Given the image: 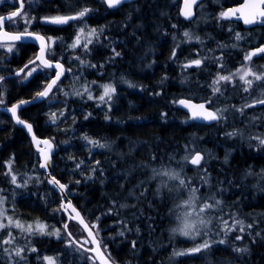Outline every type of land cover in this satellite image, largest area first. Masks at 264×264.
I'll use <instances>...</instances> for the list:
<instances>
[{"label":"trees","instance_id":"1","mask_svg":"<svg viewBox=\"0 0 264 264\" xmlns=\"http://www.w3.org/2000/svg\"><path fill=\"white\" fill-rule=\"evenodd\" d=\"M9 1L3 5L7 9L0 6V15L15 8L17 1L15 4ZM25 1L28 18H34L30 28L56 38L48 57L68 67L67 74L58 83L59 90L54 89L42 102L22 108L19 115L33 125L38 137L49 138L54 143L53 175L67 185L69 197L87 223L98 226L100 245L102 249L107 247L111 260L115 264H264V216L256 214L264 211V188L259 196L252 198L242 193L238 196L235 191L226 195L228 201L235 200L238 207L254 215L251 220L242 221L243 225L253 226L244 230L241 240H234L236 236H219L214 229L201 230V235L195 240H187L172 231L177 226L173 211L176 197L174 191L158 187V175L153 169L179 170L181 177L186 178L185 175L191 177L197 170L205 168L207 174L201 178L208 176V182L215 189V184L222 185L221 169L215 168V158L199 169L181 159L187 155L186 148L191 146L192 141L205 144L196 147L203 155L207 147L214 153L216 149H221L219 133L222 132L219 126L223 123L229 124L228 127L231 125L227 119H219L211 126L196 123L178 105L180 99L191 98L193 92H199L194 96L195 100L208 102L210 94L207 86L211 84L210 79L216 77L217 70V62L216 65L206 66L210 61H203L200 69L184 67V63L194 57L197 45L179 42L181 38L177 34L181 32V27H188L191 23L180 19L178 3L172 0H138L109 11L102 0ZM239 2L241 0H227L224 6ZM85 6L93 11L83 20L69 25L58 27L39 22L43 17L73 15ZM18 20L21 18L15 19L16 22ZM78 24L103 31L99 32L98 39L92 38L87 51L82 46L66 50L80 29ZM14 46L16 48L11 52L0 48V76L5 77L0 82V98L4 100L1 107L34 98L54 75V70L42 68L28 80L24 74L10 76L33 60L37 53L35 45L30 43ZM209 47L214 48L212 44ZM124 80L137 84L141 91L122 87L120 82ZM108 81L116 84L117 99L102 103L98 99L100 86ZM86 87L94 99L87 98ZM77 92L83 95H76ZM201 94L204 95L201 97ZM223 99L229 105L228 98ZM51 113L57 114L56 123H52ZM85 136L107 147H94L84 139ZM201 137L205 140L202 141ZM240 143L241 148L235 147L238 154L233 156L231 163L222 167L223 171H227L223 176L224 182H231L232 177L241 178L239 176L254 164L261 162L263 165L260 166L264 167L262 155H254L253 147L245 141ZM10 159L12 171L18 177L17 183L23 185V181L28 180L26 186L16 187L10 182V176L4 174ZM78 163L79 168L76 167ZM235 164L243 166L236 169ZM173 183V188L178 186L176 181ZM224 186L229 187L226 183ZM0 189H3L0 195L6 197L7 216L24 225L38 220L52 231L62 228L67 221L61 210L60 197L48 185L45 173L39 168L38 154L29 138L1 111ZM186 190L182 188L183 192ZM183 192L179 194L183 195ZM242 196L246 199L238 202ZM230 211L233 210L225 208L221 213L228 223L230 217L235 216ZM68 225L73 237L87 239L76 223L71 221ZM205 232L207 235H204ZM18 233L13 234L14 242L7 248H23L24 259L14 254L10 257L8 253L3 259L5 262L45 264L43 257L53 256L58 257L57 264H93L87 259L91 255L89 252L67 246V236L63 232L60 239L39 233L34 236ZM205 239H224L225 243H212L210 248L199 253L173 256L174 252L185 251ZM89 245L87 247L91 248ZM33 247L37 251L32 252L30 249ZM238 248H246L247 251H237ZM3 249V244H0V258L5 255Z\"/></svg>","mask_w":264,"mask_h":264},{"label":"snow or ice","instance_id":"2","mask_svg":"<svg viewBox=\"0 0 264 264\" xmlns=\"http://www.w3.org/2000/svg\"><path fill=\"white\" fill-rule=\"evenodd\" d=\"M0 2H3V0H0ZM105 4H107L108 8H115L121 3H123V0H103ZM20 8L16 11H13L10 13L7 17L0 16V48H5L8 52H11L14 47L15 41H19L23 38H32L34 40H37L40 42V52L39 54L29 62V64H26L24 68L18 70L16 72V75L24 74V78L27 79L28 77H31L33 73H36L42 68L47 69H56L54 73V77L51 79L50 82L46 84V87L42 91H38L36 93L37 98H47L50 93L53 92V89L59 90L58 82L61 80L62 76H64L65 69L63 65L56 61L53 62L50 59L47 58L48 49H50L55 43L56 38L53 37H44L43 35H40L39 33L30 32L28 31V28H25L23 32H9L6 29V23L12 22L15 23V18L20 17L25 21L26 24H31V20L34 18H28L25 13H23L24 3L25 0H19ZM199 4V0H183V8L181 9V14L186 18L190 19L194 12L193 8L194 6H197ZM93 10L87 6L81 8L79 11H77L73 15H66V16H55V17H45L44 22L46 23H52L56 25H65L68 24L70 21H76V20H83L86 16L89 15ZM220 19H238L242 20L245 25H254V24H262L264 25V0H244L243 4H241L238 7L230 8L226 11H222L219 16ZM85 27H87L85 25ZM85 27H81L79 29V33L75 37L74 42L70 45L71 48L75 49L77 47H83L85 51L88 50V45L91 44L92 38L95 37L96 39L99 38V32L103 31L97 30L95 28L90 29L87 33H85ZM175 27V25H174ZM183 35L188 38L190 41L192 39V36L189 32L185 31ZM82 38L84 39V43L82 44ZM242 37L240 33L235 34V39L240 40ZM197 40H199V37H196ZM117 56L119 53H115ZM264 54V47H258L257 49L246 53L245 54V60L251 61L253 56ZM173 56H175V51H173ZM83 63V61H81ZM202 61L201 59H194L189 61L184 65L185 68L196 66L199 67L201 65ZM31 65V66H30ZM222 67V65H221ZM27 69V71H25ZM254 76L255 80L259 81L264 79V73H256L253 72L250 68H242L238 69L236 73H232L230 75H218L217 79L212 82L213 84V93H219L220 88L217 87L221 81L225 82H231L235 76L239 77V80L242 81L247 87L244 88V91L247 92L252 86V80L246 79L248 76ZM3 77L0 76V81H3ZM93 83H95L93 81ZM132 87L133 85H129ZM100 87H102L103 92L98 97L99 101L102 103H107L111 101L113 94L115 93L116 89L112 84H103ZM85 92L88 93L87 98L89 100L94 99L91 92L86 87L84 89ZM67 95V93H65ZM76 95H83V93L77 92ZM32 101H20L18 104L13 105L10 108H7L6 110L12 114V117L16 120L17 124H20L24 126L29 133H32V126L31 124L26 123L24 120L20 119L17 115V111L20 107V105L25 103H31ZM4 100L0 98V104H3ZM178 103L187 108L190 112V118L193 120H204V121H215L219 119H223V111L220 109H217L216 111H211L206 108V105L204 103L201 104H194L191 103L188 100L181 99L178 101ZM255 104H264V99H259L254 101L252 104L246 105V107H253ZM243 109H240L242 111ZM63 115V113H61ZM50 119L52 123L57 122V114L51 113ZM87 119V117H85ZM236 132L228 133L230 136H235ZM33 140L36 142L38 146V151L41 153V157L43 158V163L40 164L41 168H47L48 167V161L50 159V153L53 148V144L49 140H39L33 135ZM84 139L94 147H100L104 148L107 147L105 144H101L99 141L92 140L91 138L85 136ZM253 139H257L259 141L260 145H264V137H253ZM39 145H45L46 148H40ZM203 157L199 152H195L194 154L185 155L183 157V160L187 163H190L194 166H199L201 164ZM80 163H83L82 161ZM80 163L76 165L77 168L80 167ZM7 172L4 174L7 176H10V182L16 187L26 186L28 183V180L23 181V185L20 183H17V175L12 171V160L10 159L7 162ZM153 172L155 175L166 177L168 180L176 181L179 188H187L188 189V197L186 200H184L183 204L181 205L185 211L182 213V215L177 216L178 224L175 228L172 229L173 233L179 234L180 236H183L185 238L195 240L198 236L201 235L202 229H207L208 226L212 223V218L208 215V213L216 210L221 205V201L218 199H215V197H211L207 201L198 202V196L197 192L199 191L198 188L191 186V184L186 181V179L181 177V173L175 170H162L157 171L153 169ZM91 178V177H89ZM30 179V178H29ZM49 183L53 184L54 186H58L61 191H64L67 189V185L60 183V181L56 180L54 177L50 178ZM206 182V181H205ZM79 183V181H77ZM166 186V185H165ZM171 191V189H169ZM3 189H0V192H2ZM6 197L0 195V231H4L5 229H11V228H17L22 233H28V234H35L39 233L41 235H52L56 236L57 239L61 238V233H65L67 236V246L73 247L75 246L77 249L83 248L86 252H91L93 255L88 256L87 259L93 261V264H96L97 259H99L100 264H113L111 261V256L107 252V247L104 246L103 249H101L100 241L97 240V237L99 236V230L98 226L96 224H89L87 223L83 217H81L80 213L76 210L75 207L72 206L71 201H68L66 204L62 205V210L65 211L68 215V220H76L82 228L87 232V235L90 239H84V240H78L75 237H73L72 232L69 231V225L67 222H65L62 226V228H54L52 231H48V225L41 222L36 221L34 224L24 225L18 220H14L11 216H7V209H5L4 203H5ZM123 206V205H122ZM71 209V212L69 213L68 210ZM72 213L75 215L73 216ZM99 218L97 217V220ZM6 221V222H5ZM220 224L221 227L219 231L224 232L225 236L228 235V233L236 231L237 225H239V231H244V225L243 222L240 220H234V222L230 225L227 220H224L222 217L220 218ZM250 228L251 225H248ZM4 235L9 237L8 239H4L3 237H0V244L3 245H11L14 242L15 237H13L11 231L4 232ZM120 235L123 236L124 232L121 231ZM204 235H207V232L204 233ZM235 239L239 240L242 239V236H236ZM93 244L95 247L87 248L84 247L86 244ZM212 243H219L224 244L225 240L220 239L219 241H209L207 239L203 240L201 243L196 244L194 247H191L185 251H176L173 253V256H184L189 254H195L199 253L202 250H206L212 246ZM32 252L37 251L34 247L30 249ZM237 251H247L246 248L244 249H236ZM3 251L5 253H9L10 257L11 255H15L17 257H20V259H24L22 253L24 252L23 248H15L10 250L9 248H4ZM43 260L45 261V264H57L58 257L53 256H44Z\"/></svg>","mask_w":264,"mask_h":264},{"label":"rangeland","instance_id":"3","mask_svg":"<svg viewBox=\"0 0 264 264\" xmlns=\"http://www.w3.org/2000/svg\"><path fill=\"white\" fill-rule=\"evenodd\" d=\"M7 1H9V0H3V2H0V5L2 3L7 2ZM172 1L174 3L175 2L178 3V7H179L181 0H172ZM226 1L227 0H206L198 8V15H199L198 18H196L188 27H181L182 28L181 32H179V34H177V36H180V38H181V40H179V42L181 41L183 44L198 45V46H196L195 50L193 51L194 57L191 58L190 60H188L187 62H185L184 65L186 63H188L189 61L194 60V59H201L202 62L203 61H210V62H207L206 66H210V64L216 65L217 50L223 48V47H220V42H216V40H217L216 37L219 33H222V37L224 38L223 41L226 44V46H230L234 50L242 49V47H243L242 43L246 41L245 40L246 38L248 39L251 36H253V38H254L257 35L262 37L261 30H257L254 35L245 34V33L241 34L240 33V35L242 36L243 39L241 38L240 40H236L235 34L239 32L237 30V28L234 25H231L230 23H228L227 19H220L219 18L220 13L222 11H224V9H225L224 3ZM9 2L11 4L16 3V1H14V0H10ZM25 14L28 17V13L25 12ZM22 25H25L24 29L28 28V30H32V29H30L31 24L29 25V24L23 23L22 19L18 20L15 23L9 22L7 27H9L11 30H16V27L17 28L22 27ZM78 27L81 28L84 26H83V24H78ZM220 28H221V30H220ZM24 29H22L21 31H24ZM90 29L91 28H89V27H85V33H87ZM205 30H207V31H205ZM185 31H187V32L191 31L189 33H191V36L192 35L193 36H192V39L190 41L188 40V38H186L183 35V33ZM36 32H40V31L37 30ZM78 33H79V30H78L77 34ZM77 34H76V36H77ZM75 37H74L72 43L74 42ZM196 37H199V40H201V41H199V40L196 41ZM83 40L84 39L82 38V41ZM210 40L213 43H211ZM82 41H81V43H82ZM202 42H203V44H202ZM209 42H210V44H208ZM199 43H201V44H199ZM211 44L214 47L213 49H211L209 47V45H211ZM70 45H68L66 50H74L73 48L70 47ZM206 46H208V47H206ZM14 48H16V47L14 46L13 49ZM199 52H201V53H199ZM210 53H212V54H210ZM140 61H142L141 58H140ZM203 64H204V62H203ZM218 65H219V63L217 62V65H216L217 68H218ZM202 66H199V67L192 66L189 68L200 69V68H202ZM242 67L246 68L245 63L243 64ZM247 68H250L253 72H256V73H264V66H263V69L262 68L258 69L255 66H250ZM223 69H225V68H223ZM66 74H67V70H66L65 75ZM220 75H224V74L221 73ZM217 77H218L217 75H216V77L213 76L210 79L211 84L207 86L208 87V93L210 94V98H209L208 103L210 106L212 105L211 107L215 111L217 109L225 111V112H223V119H221V120L227 119L232 124L230 125V127H228L227 123H223L222 125L219 126L220 127L219 130L222 132L221 134L219 133L220 138H222L221 139L222 148L216 149L217 151L214 153L213 151L209 150V147H207L208 148V149L206 148L207 152H205V153L203 152V153L205 155L204 163L207 162L208 160L212 159V158H215V161L218 163V165L216 163L215 168L221 169L220 172L222 174L221 180H222L223 186L215 184V189H214L213 185L208 182V176L206 178H201V176H205L207 174V170H205V168H201L200 170H197L194 173V175L191 177H189L188 175H185L186 178H184V179H186V181H188L191 184V186L199 189V191L197 192L198 202L207 201L211 197H215V199H218L221 201V205L219 206V208L208 213V215L212 218V223L208 226L207 229H202V230L210 231V230L214 229V230L218 231L219 236H224L225 234H223L222 231H219V229L221 227V224H220L221 213L225 208L229 209V210L232 209L233 211H230V212L236 216V217L235 216L230 217V222H229L230 225L234 222V220L244 221V218H242V217L246 216L245 219H250V220H251V217H254V215H253V213H251V211L242 210L240 207H238V204L235 201H233V202L228 201L225 198L226 195H228L230 193L232 194L235 191V192H238V194H237L238 196L242 193V194H248V195H250V198H252L254 196L256 197V195L259 196L261 194V192L263 191V188H264V167L260 166V165H263V163H260L257 165L254 164L252 168H250V169L248 168L246 170L245 174L242 173L241 176H239L241 178L232 177L231 182H229V183L224 182L223 176L227 171H223V168H222L223 166H226L227 163L228 164L231 163V159L233 158V156L238 154L235 147L237 146L238 148H241L240 147V144H242V143H240L241 141H245L246 143H248V145L253 147L252 152L254 155H258V152H259V154H261L262 157L264 158V145H260L259 141L257 139H253V137H257V136L264 137V106H261L257 109L254 106L253 107H246V105L252 104L256 100L264 99V79L259 80L257 82V80H255L254 76L250 75V76L246 77V79L247 78L249 80L252 79V81H253L251 88L247 92L244 91V88L247 87V85L242 83V81H240V80H239V82H241L240 85H236L237 82H235V81H231V82L221 81L218 85H216L217 87L220 88V92L214 94L212 82L214 80H216ZM28 79H29V77L27 78V80ZM186 79H189V78L187 77ZM237 79H239L238 76H237ZM106 84H112L114 86V88L116 89L115 93L112 96L111 101H109V103H111L114 99L115 100L117 99L116 95L118 93V88L116 87V84L112 81H108ZM130 84L133 86L130 87L129 86ZM120 85L122 87L134 88L136 91H141L140 87L137 84H134V83L130 82L129 80H127V81L124 80V81L120 82ZM206 90L207 89H205V91ZM102 92H103V89L101 88L100 94H102ZM202 92H204V91H202ZM198 93L199 92H193V94L191 95V98L193 99L194 96L198 95ZM226 93H228V95H226ZM203 95L201 94V97ZM224 97H225V99L228 98V100L230 101L229 105H227L223 102ZM191 98H189V99H191ZM239 108H241L243 110L240 111ZM236 109H238V110H236ZM232 112H233V114H232ZM231 132H236L237 134L235 136L228 135V133H231ZM242 138H243V140H242ZM201 140L203 141L205 139L203 137H201ZM238 142L240 144H238ZM204 145L205 144H201L198 140H196L195 143H193V141H192L191 146L189 145V147L186 148L187 153L186 152L185 153L187 155L194 154L195 151H197L196 147L200 148V147H203ZM224 157H226V159H224ZM181 161L185 162L183 160V158L181 159ZM242 166L243 165L235 164V168H241ZM260 167H263V169L262 170H256L257 168H260ZM168 170H173V169H168ZM178 172H180V171L178 170ZM235 172L237 173V171H235ZM259 174H261V175H259ZM164 178H166V177L158 175L157 184H158L159 188L163 187V188H168V189H171L172 191H174L173 194L176 198H175V201L173 203V211L176 214V219H177V216L182 215V213L185 211V209L181 205L183 204L184 200H186L188 197V189L185 192H183L182 188H179L178 186H176V187L174 186V188H173V185H175L173 182H175V181H171V180H168L167 178L166 179H164ZM232 180H234V181H232ZM238 181H240V183ZM166 182H167V184H166ZM237 182H238V184H237ZM225 183L229 186L228 188L226 186H224ZM258 184H259V186L257 187ZM260 188H262V189L259 192ZM183 190H184V188H183ZM181 192H183V195L179 194ZM225 199L227 201H225ZM243 199L245 200L246 198L243 196L239 197L238 202L242 201ZM223 201L225 204H223ZM3 207L5 208V204ZM256 214H263L264 215V211L256 212ZM238 216H240V217H238ZM248 216H250V217H248ZM224 220H226V219H224ZM177 224H178V220H177ZM248 225H251V227L253 226L252 224H247V225L244 224V230L248 227ZM247 229H249V227ZM6 231H11L12 235L15 233H18V230L14 229V228L5 229L4 231H0V237H3L4 239H8L9 237L4 235V232H6ZM48 231H49V228H48ZM243 233H244V231L240 232L239 231V225H237V230L228 233V235H230V236H238L239 235V236H242V239H243V237L245 235ZM18 234H21L20 230H19ZM26 234L30 235L28 233H26ZM36 234L37 233L31 234V235L34 236ZM27 235H25V236H27ZM218 235H216V236H218ZM185 239L189 240L188 238H185ZM81 240H84V239H81ZM234 240L238 241L237 239H234ZM239 240H241V239H239ZM7 246L8 245H3V248H7ZM11 246H12V244L10 245V247ZM85 246H88V244H86ZM4 254L5 255L1 256L2 258H0V262H2L0 264H14L13 261L5 262L3 259L7 258L8 253L4 252ZM238 260H240L239 257H238ZM220 264H225V263H220Z\"/></svg>","mask_w":264,"mask_h":264},{"label":"water","instance_id":"4","mask_svg":"<svg viewBox=\"0 0 264 264\" xmlns=\"http://www.w3.org/2000/svg\"><path fill=\"white\" fill-rule=\"evenodd\" d=\"M18 1V8L17 9H19L20 8V3H19V0H17ZM136 1H138V0H123V3H121L120 5H118L117 7H115V8H108V6H107V4H105V6L109 9V10H116V9H118V8H120V7H122V6H124V5H127V4H131V3H134V2H136ZM204 0H199V4L197 5V6H194V8H193V12H194V14H193V16L190 18V19H186L182 14H181V9L183 8V0H181V3H180V8H179V14H180V17L185 21V22H191V21H193L194 19H195V17H196V14H197V8H198V6L203 2ZM243 2H244V0L240 3V4H238V5H236V6H233V7H230V8H234V7H238V6H240L241 4H243ZM229 8V9H230ZM16 9V10H17ZM24 9V8H23ZM15 10V11H16ZM10 13H8V14H6V15H3L2 17H7L8 15H9ZM17 18V17H16ZM232 19H234L235 21H237V22H239V23H241L244 27H246V28H252V27H254L256 24H254V25H245L244 23H243V21L242 20H238V19H235V18H232ZM72 21H70L68 24H70ZM48 24H52V23H48ZM68 24H65V25H56V24H52V25H55V26H66V25H68ZM14 33V32H13ZM13 43H32V44H34V45H36L37 46V54H36V56L39 54V52H40V42L39 41H37V40H34V39H32V38H23V39H21V40H19V41H15V42H13ZM53 62H56V61H53ZM59 62V61H58ZM61 63V62H60ZM27 64H29V62L27 63ZM62 64V63H61ZM26 65V64H25ZM24 65V66H25ZM63 65V64H62ZM24 66L22 67V68H24ZM200 66H202V63H201V65ZM63 67H64V65H63ZM21 68V69H22ZM47 69V68H46ZM64 69H65V67H64ZM26 70V69H25ZM52 70H54V71H56V69H52ZM65 73H66V69H65ZM65 73H64V76H65ZM22 75V74H21ZM10 76H18V75H16V73L15 74H13V75H10ZM20 76V75H19ZM64 76H62V78H61V80L63 79V77ZM54 77V76H53ZM52 77V78H53ZM3 78H5V77H3ZM51 78V79H52ZM51 79H50V81H51ZM60 80V81H61ZM49 81V82H50ZM59 81V82H60ZM1 82V81H0ZM58 82V83H59ZM46 87V86H45ZM55 89V88H54ZM53 89V90H54ZM51 95V93L49 94V96ZM48 96V97H49ZM47 97V98H48ZM47 98H43V99H41V98H37L36 96L34 97V98H32V99H28V100H20V101H32L31 103H25V104H22V105H20V107H19V109H18V111H17V115L19 116V118L20 119H22L21 117H20V115H19V111L22 109V108H24V107H28V106H30V105H33V104H36V103H39V102H42V101H44V100H46ZM184 100H188V101H190L191 103H194V104H201V103H204L205 105H206V108L208 109V110H211V111H214L210 106H209V104L207 103V102H205V101H196V100H192V99H187V98H183ZM181 100V99H180ZM20 101H18L17 103H15L14 105H16V104H18ZM178 105H179V107L190 117V112H189V110L187 109V108H185V107H183V106H181L179 103H178ZM264 104H256V106H263ZM13 106V105H12ZM12 106H10V107H12ZM9 107V108H10ZM0 110L1 111H4V112H6L7 113V115L10 117V119H11V121L18 127V128H20V129H22L24 132H25V134L27 135V137L29 138V140H30V142H31V144H32V146H33V148H34V150L38 153V158H39V168L41 169V171H43L44 173H45V176H46V179H47V183H48V185L59 195V197H60V200H61V210H62V205L63 204H66L68 201H71V204H72V206L73 207H75L76 208V210L80 213V215H81V217H83V215L81 214V212L79 211V209H77V207L74 205V203H73V201L71 200V198L69 197V195H68V192H67V189L66 190H64V191H61L60 189H59V187L58 186H54L53 184H51V183H49L48 181H49V179L50 178H55L56 180H58L54 175H53V168H54V160H53V155H54V153H55V145H54V143L52 142V140L51 139H49V138H41V137H38L37 135H36V133H35V131H34V128H33V125L30 123V122H28V121H26V120H24V119H22V120H24L26 123H28V124H31V126H32V133H29L28 132V130L24 127V126H22V125H20V124H17L16 123V120L12 117V114L10 113V112H8L7 110H6V108H4V107H0ZM191 119V118H190ZM192 121H194V122H196V123H199V124H202V125H206V126H211V125H213L215 122H216V120L215 121H204V120H193V119H191ZM33 135H35V137L37 138V139H39V140H49V141H51L52 142V144H53V148H52V150H51V153H50V159H49V161H48V167L45 169V168H41L40 167V164L41 163H43L44 161H43V158L41 157V153L38 151V146H37V144H36V142L33 140ZM39 147L40 148H46V146L45 145H39ZM201 155H202V157H203V159H202V161H201V164L199 165V166H194V165H192V166H194V167H200L201 165H202V163H203V161H204V155L201 153V152H199ZM59 181V180H58ZM60 183H62L61 181H60ZM63 184V183H62ZM63 211V210H62ZM68 212L70 213L71 212V209H69L68 210ZM63 213L66 215V217H67V223L69 224V222L70 221H72V222H74V223H76L82 230H83V232L85 233V235H86V237H87V239H90L89 237H88V235H87V232L82 228V226L76 221V220H68V215H67V213H65V211H63ZM72 215L74 216L75 214L74 213H72ZM84 218V217H83ZM85 220V219H84ZM86 221V220H85ZM87 222V221H86ZM97 240H99L98 239V237H97ZM90 245H91V248L92 247H95V245H93V244H91L90 243ZM85 247V246H84ZM88 248V247H87ZM83 249V248H82ZM101 249H102V247H101ZM91 255H93V253H91V252H89ZM112 261V260H111ZM113 262V261H112ZM97 263L98 264H100V261H99V259H97ZM113 264H115L114 262H113Z\"/></svg>","mask_w":264,"mask_h":264},{"label":"flooded vegetation","instance_id":"5","mask_svg":"<svg viewBox=\"0 0 264 264\" xmlns=\"http://www.w3.org/2000/svg\"><path fill=\"white\" fill-rule=\"evenodd\" d=\"M241 2L235 3V4L230 5L228 7L225 6L224 11L228 10L230 7H233V6H236V5L240 4ZM102 3L105 5V3L103 2V0H102ZM1 5L2 6L5 5V3L4 4L2 3ZM17 8H18V1H17V4H16V6H15V8H14L13 11H15ZM26 8H28V6H27L26 1H25V3H24V9H23V12L24 13L26 11ZM198 8H197V14H198ZM109 11H111V10H109ZM178 14H179V10H178ZM4 15H6V14H4ZM53 17H55V16H53ZM179 17H180V14H179ZM18 18H20V17H17L15 19H18ZM180 19L183 20L181 17H180ZM227 20H228V23H230L231 25H234L236 28H238L237 29L239 31L238 33H241V34H244V33L245 34H249L250 33L251 35H254L257 30H261L262 37H260V36L257 35L254 38H253V36L249 37L248 39L246 38V41L242 43V46H243L242 49L234 50L230 46H226V44L223 41L224 38L222 37V33H219L217 35V37H216V39H217L216 42H220V47H223V48L217 50V60H216V62H218L219 65H218V68L216 70V75L218 76L221 73H223L224 75H230L232 73H236L238 69H242L243 68L242 66H243L244 63H245V67L246 68L247 67H250V66H255L258 69H261V68L263 69V66H264V54L253 56L251 61H246L245 60V54L246 53H249V52H251V51H253L255 49H257L258 47H264V25H262V24H256L252 28H246L241 23L235 21L234 19H227ZM22 22L25 23V21H23V19H22ZM31 22H32L31 23V27H32V25L34 24L33 23L34 22V19H32ZM39 22L41 24H43V25H52V24H48V23L44 22V17L41 18ZM8 23L9 22L6 23V29H7V31L14 32V33H16V32H23L21 30L20 31H17L18 28H20V27H18V28L16 27V30H11L9 27H7L8 26ZM186 23H192V22H186ZM53 26H55V25H53ZM58 27H60V26H58ZM28 31L35 32V33H39L40 35H43L46 38L47 37H52L50 35H47L46 33H42V32L40 33V32H36V31H33V30H28ZM247 32H249V33H247ZM30 44H32V43H30ZM35 47L37 48L36 45H35ZM53 48H54V46L52 48L48 49V53L51 52L53 50ZM224 51L227 52V53H225ZM48 53H47V58L50 59L48 57ZM221 65H222V67H221ZM223 68H225V69H223ZM54 73H55V71H54ZM232 81L237 82L236 85H240L241 84V82H239V79H237V76H235ZM254 107L257 109V108H259L261 106L254 105Z\"/></svg>","mask_w":264,"mask_h":264},{"label":"bare ground","instance_id":"6","mask_svg":"<svg viewBox=\"0 0 264 264\" xmlns=\"http://www.w3.org/2000/svg\"><path fill=\"white\" fill-rule=\"evenodd\" d=\"M14 1H17V0H14ZM241 1H242V0H241ZM236 2H237V1H236ZM9 3H10V2H9ZM232 3H233V2H232ZM3 4H4V3H3ZM5 4H6V2H5ZM1 6H2V5H1ZM15 6H16V5H15ZM7 7H8V6H7ZM67 7H68V6H67ZM3 8H4V9H7L6 6H5V7L3 6ZM11 9H12V8H11ZM62 9H63V8H62ZM65 9H66V8H65ZM13 10H14V9H13ZM7 13H8V11H7ZM11 13H12V10H11ZM2 15H4L3 12H2ZM2 15H0V16H2ZM178 15H179V14H178ZM114 25H115V24H114ZM116 25H117V24H116ZM203 25H204V24H203ZM198 26H199V25H198ZM204 26H205V25H204ZM213 26H214V25H213ZM112 27H113V26H112ZM114 27H115V26H114ZM200 27H201V26H200ZM203 28H204V27H203ZM211 28H212V27H211ZM213 28H214V27H213ZM183 30H184V29H183ZM203 30H204V29H203ZM209 30H210V29H209ZM209 30H208V31H209ZM212 30H213V29H212ZM220 30H221V28H220ZM112 31H113V30H112ZM201 31H202V30H201ZM205 31H207V30H205ZM210 31H211V30H210ZM217 31H218V30H217ZM189 32H191V31H189ZM197 32H198V31H197ZM197 32H196V33H197ZM211 33H212V32H211ZM247 33H249V32H247ZM190 34H191V33H190ZM223 34H224V33H223ZM249 34H250V33H249ZM194 35H195V34H194ZM192 36H193V35H192ZM249 36H250V35H249ZM204 37H205V36H204ZM204 37H203V38H204ZM241 37H242V36H241ZM245 38H246V37H245ZM208 39H209V38H208ZM242 39H243V38H242ZM245 40H246V39H245ZM194 41H195V40H194ZM196 41H197V39H196ZM199 41H201V40H199ZM205 41H206V40H205ZM210 41H211V40H210ZM204 43H205V42H204ZM211 43H213V42L211 41ZM215 43H216V42H215ZM197 44H198V43H197ZM199 44H201V43H199ZM202 44H203V42H202ZM197 46H198V45H197ZM210 46H211V45H210ZM206 47H208V46H206ZM210 48H211V47H210ZM209 50H210V49H209ZM209 50H208V51H209ZM203 52H204V51H203ZM224 52H225V51H224ZM199 53H201V52H199ZM220 53H221V52H220ZM225 53H227V52H225ZM197 54H198V53H197ZM202 54H203V53H202ZM210 54H212V53H210ZM216 54H217V53H216ZM199 55H200V54H199ZM206 55H207V54H206ZM214 55H215V54H214ZM201 57H202V56H201ZM143 63H145V62L142 61V64H143ZM143 65H144V64H143ZM64 66H65V65H64ZM141 66H142V65H141ZM67 67H68V66H67ZM67 67L65 66L66 69H67ZM142 67H143V66H142ZM69 69H70V68H69ZM69 69H68V70H69ZM71 69H72V68H71ZM142 69H143V68H142ZM140 70H141V69H140ZM147 70H148V68H147ZM71 71H72V70H71ZM141 71H143V70H141ZM144 75H145V74H144ZM142 77H143V76H142ZM43 78H45V77H43ZM247 79H248V78H247ZM253 79H254V78H253ZM251 80H252V79H251ZM257 82H258V81H257ZM242 83H243V82H242ZM255 83H256V82H255ZM252 84H253V81H252ZM4 90H5V92H6V89H4ZM128 92H129V91H128ZM194 98H195V97H194ZM194 98H193V99H194ZM194 100H195V99H194ZM198 101H199V100H198ZM237 108H238V107H237ZM240 109H241V108H239V110H240ZM236 110H238V109H236ZM253 110H254V109H253ZM234 111H235V110H234ZM223 112H225V111H223ZM239 112H240V111H239ZM44 113H45V112H44ZM131 113H132V112H131ZM232 114H233V112H232ZM236 115H237V114H236ZM42 116H46V114H45V115H42ZM231 116H232V115H231ZM240 116H241V115H240ZM128 117H129V116H128ZM241 117H242V116H241ZM45 118H46V117H44V119H45ZM127 120H128V119H127ZM215 123H216V122H215ZM215 123H214V124H215ZM43 124H44V123H43ZM231 124H232V123H231ZM228 125H229V124H228ZM43 126H44V125H43ZM118 126H119V125H118ZM116 133H117V132H116ZM233 140H234V139H233ZM242 140H243V138H242ZM247 145H248V144H247ZM177 154H178V153H177ZM258 154H259V152H258ZM176 156H177V155H176ZM263 161H264V160H263ZM260 163H261V162H260ZM181 164H182V163H181ZM203 164H204V163H203ZM256 164H257V163H256ZM251 168H252V167H251ZM236 169H237V168H236ZM234 170H235V169H234ZM257 170H258V168H257ZM103 171H104V170H103ZM105 173H106V172H105ZM245 173H246V172H244V174H245ZM109 174H110V173H109ZM101 175H102V174H101ZM103 175H104V174H103ZM103 175H102V176H103ZM259 175H261V174H259ZM102 176H101V177H102ZM116 176H118V175H116ZM229 176H230V175H229ZM108 177H109V176H108ZM110 178H111V177H110ZM113 179H114V178H113ZM232 181H234V180H232ZM238 182L240 183V181H238ZM242 182H243V181H242ZM242 182H241V183H242ZM244 182H245V181H244ZM246 183H247V182H246ZM237 184H238V183H237ZM234 186H235V185H234ZM160 194H161V193H160ZM225 198H226V197H225ZM129 200H130V199H129ZM228 200H229V199H228ZM121 201H122V200H121ZM126 201H127V200H126ZM126 201H125V203H126ZM234 201H235V200H234ZM128 202H129V201H128ZM128 202H127V203H128ZM236 203H237V202H236ZM131 204H132V202H131ZM234 204H235V203H234ZM124 205H125V204H124ZM229 205H230V204H229ZM235 205H236V204H235ZM131 208H132V207H131ZM150 209H151V208H150ZM231 210H232V209H231ZM228 211H229V209H228ZM230 213H231V212H230ZM237 213H238V212H237ZM239 213H240V212H239ZM155 214H156V213H155ZM160 214H161V213H160ZM237 215H238V214H237ZM263 216H264V215H263ZM226 217H227V216H226ZM235 217H236V216H235ZM238 217H240V216H238ZM245 217H246V216H245ZM248 217H250V216H248ZM261 217H262V216H261ZM242 218H243V217H242ZM251 218H252V217H251ZM244 219H245V218H244ZM256 219L258 220V218H256ZM163 221H164V219H163ZM245 222H246V221H245ZM247 222H248V221H247ZM250 222H251V221H250ZM260 226H261V225H260ZM245 227H246V226H245ZM247 228H248V227H247ZM247 228H246V230H247ZM250 229H251V228H249V230H250ZM254 229H255V226H254ZM135 235H136V233H135ZM46 237H47V236H46ZM86 238H87V237H86ZM135 238H136V237H135ZM145 238H146V237H145ZM46 239H47V238H46ZM99 241H100V240H99ZM128 241H129V240H128ZM263 241H264V240H263ZM89 246H90V245H89ZM90 247H91V246H90ZM214 264H216V263H214Z\"/></svg>","mask_w":264,"mask_h":264}]
</instances>
